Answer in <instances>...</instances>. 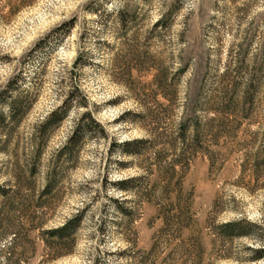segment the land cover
I'll return each mask as SVG.
<instances>
[{"label": "rangeland", "instance_id": "1", "mask_svg": "<svg viewBox=\"0 0 264 264\" xmlns=\"http://www.w3.org/2000/svg\"><path fill=\"white\" fill-rule=\"evenodd\" d=\"M0 206V264H264V0H0Z\"/></svg>", "mask_w": 264, "mask_h": 264}, {"label": "trees", "instance_id": "2", "mask_svg": "<svg viewBox=\"0 0 264 264\" xmlns=\"http://www.w3.org/2000/svg\"><path fill=\"white\" fill-rule=\"evenodd\" d=\"M157 22H159V19L155 22V24H157ZM70 25H71L70 22L67 23V27H70ZM71 103H72L71 99L63 100L59 106H57L56 108L48 112L42 118V120L36 125V127L38 128L40 137H42L41 135L44 134L45 130L51 129L54 126H56L67 115L68 108L71 105ZM7 107L10 112V115H12L11 117H13L14 116L13 114L15 113V109H16L14 101L7 102ZM82 119H86V122L83 123ZM90 125L96 126L97 123L90 116L89 113H85L84 115H82L79 121L78 119H76V121L72 124V127L70 128L68 136L66 137L65 141L63 142V144L61 145L59 149L60 157L63 156L66 159H69L74 147H76L77 143L81 141L82 137L85 134L86 129H88L89 128L88 126ZM38 154L39 152L37 149L33 155V159H32L33 161L36 160ZM32 173H33V167L29 170L28 174H32ZM54 177H55V171L53 170L52 172H50V174L48 173V175L45 176L46 182L41 191V193H44V196L49 195L51 193L50 186L52 185ZM117 184H120V182H118ZM120 187H125V186L121 185ZM26 197H27L26 199H29V200H26L22 197L21 199L17 198L18 202H16L17 200H13L17 204V207H14V208H18V211L22 210L20 211L21 215L26 219L29 218V221H30L33 219L34 216L32 215L29 217V213L32 214V211L34 210V207H36V205L33 203L32 199L30 200V198H28V195ZM40 205L42 204L41 203L37 204V207H39ZM14 208L12 209L14 210ZM2 212H5V210L2 206H0V216L3 214ZM78 221H79V214L71 216L70 218L65 220L64 223L60 226H57L51 229L40 230L39 235L41 239L43 240L44 248L48 249V251L53 253V255L50 256L51 258L57 257L61 255L62 253L66 252L65 250H63L64 243L65 242L67 243L68 241H70V237L73 231H75V228L78 225ZM222 227L228 228L229 235H242L246 233L245 229L239 226L237 222H228L224 224ZM43 234L53 236L56 240L55 241L56 243L47 242L46 238H43L44 237ZM251 251L253 253L251 258L253 259L260 258L264 255V247L254 248Z\"/></svg>", "mask_w": 264, "mask_h": 264}]
</instances>
